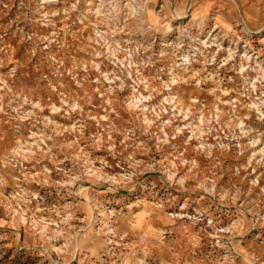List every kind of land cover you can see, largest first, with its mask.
Segmentation results:
<instances>
[{
  "label": "rangeland",
  "instance_id": "374dc122",
  "mask_svg": "<svg viewBox=\"0 0 264 264\" xmlns=\"http://www.w3.org/2000/svg\"><path fill=\"white\" fill-rule=\"evenodd\" d=\"M0 264H264V0H0Z\"/></svg>",
  "mask_w": 264,
  "mask_h": 264
}]
</instances>
